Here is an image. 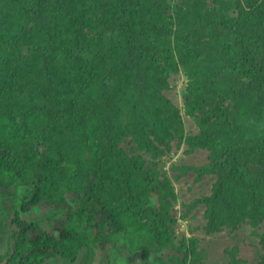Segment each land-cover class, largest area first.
Returning <instances> with one entry per match:
<instances>
[{"label":"trees","instance_id":"trees-1","mask_svg":"<svg viewBox=\"0 0 264 264\" xmlns=\"http://www.w3.org/2000/svg\"><path fill=\"white\" fill-rule=\"evenodd\" d=\"M181 146L206 157L171 177ZM187 173L211 189L178 216ZM199 206L264 221V0H0V264H198Z\"/></svg>","mask_w":264,"mask_h":264},{"label":"rangeland","instance_id":"rangeland-1","mask_svg":"<svg viewBox=\"0 0 264 264\" xmlns=\"http://www.w3.org/2000/svg\"><path fill=\"white\" fill-rule=\"evenodd\" d=\"M173 78L176 85L168 92L174 101L181 106V90L185 84V76L181 72L173 75ZM182 113L186 131H196L197 126L194 119L184 112ZM205 157V150L187 154L184 153V147L181 146L167 152L166 156L160 157L159 161L162 169L167 171L166 174L173 177V174L179 173L177 170L172 171L170 169L173 163L177 166H186V164L192 162H202ZM209 178L206 175L201 181L195 182L193 174L187 173L180 179L173 180L177 195L175 208L178 216H181L183 210L182 202H187L195 196L210 192L211 180ZM203 210L204 206H199L198 210L196 208L192 211L188 219L179 217L176 225L179 237L186 235L197 243L201 253L198 264H229L228 250L235 247H237L238 255L242 258L241 264H264V246L260 243L261 234L264 232V221L256 226L246 223L237 230L224 227L220 231L209 233L205 231ZM104 264H123V261L114 252L106 258Z\"/></svg>","mask_w":264,"mask_h":264},{"label":"bare ground","instance_id":"bare-ground-1","mask_svg":"<svg viewBox=\"0 0 264 264\" xmlns=\"http://www.w3.org/2000/svg\"><path fill=\"white\" fill-rule=\"evenodd\" d=\"M57 106H59V104H58ZM59 107H60V106H59ZM59 107H58V108H59ZM61 107H62V106H61ZM64 112H65V111H63V113H64ZM148 124H149V123H148ZM146 126H147V125H146ZM164 162H165V161H164ZM17 187H18V186H17ZM17 191H18V190H17ZM20 195H21V193H20Z\"/></svg>","mask_w":264,"mask_h":264}]
</instances>
